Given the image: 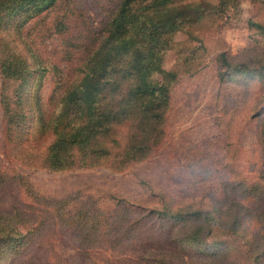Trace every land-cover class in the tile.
I'll return each mask as SVG.
<instances>
[{"label": "trees", "instance_id": "16d2710c", "mask_svg": "<svg viewBox=\"0 0 264 264\" xmlns=\"http://www.w3.org/2000/svg\"><path fill=\"white\" fill-rule=\"evenodd\" d=\"M255 1L264 10V0ZM238 2L120 0L102 31L95 33L78 27L79 16L73 0H0V31H6L7 36L11 31L20 36L26 23L50 15L55 32L66 34L63 42L68 47V58L78 60L74 75L65 78L58 67L48 65L27 44L18 49L13 44L15 39L3 38L2 83L5 79H20L19 86L23 87L13 97L1 92L4 145L12 140L6 139L10 129L17 130L26 119L22 102L28 98L27 84L36 80L39 88L43 76L52 71L58 86L55 91L58 94L54 97L53 92L49 97L53 101L52 109L42 107L40 94L33 98L38 130L48 134V140L41 150L24 147L20 160L26 166L64 172L110 162L109 168L122 172L133 163L145 160L165 137L174 83L180 75H192L202 67L201 53L205 45L197 29L207 18L224 13L230 6H238ZM15 17L20 19L19 23L11 24ZM247 23L255 34L264 36V20L251 18ZM181 31L197 45L174 41L173 36ZM168 47H174L178 55L173 67L165 69L162 57ZM231 59L224 51L217 55V77L221 83L236 75H247L262 84L260 98L254 103L263 154L260 175L224 177L217 189L225 200L218 204L177 200L154 188L146 179L139 181L140 195L105 194L121 208L115 225L122 223V216L129 209H143L146 214L167 219L176 244L203 247L211 243V247L204 246L206 251L196 264H264V44L254 41L249 60ZM11 102L22 109L13 107ZM15 145L10 147L15 149ZM4 154L14 156L6 151ZM201 173L206 179L207 168ZM15 178L18 182L26 181L20 175ZM29 195L36 205L14 204L9 209H0V264L19 256L43 224L36 209L43 204L39 203V194L33 191ZM149 200L155 204L147 206ZM89 208L83 206L74 214L66 215L64 203L55 206L59 220L67 224L62 217L69 216L75 223L81 241H91L103 220L100 213ZM30 209L33 217L28 213ZM250 218L252 229L247 225ZM82 255L97 257L99 253L83 252ZM143 259L132 264H185L174 255L167 257L151 251ZM36 264L50 263L46 258Z\"/></svg>", "mask_w": 264, "mask_h": 264}, {"label": "rangeland", "instance_id": "374dc122", "mask_svg": "<svg viewBox=\"0 0 264 264\" xmlns=\"http://www.w3.org/2000/svg\"><path fill=\"white\" fill-rule=\"evenodd\" d=\"M73 1L79 16L78 27L95 33L102 31L110 12L120 2ZM211 2L216 4L217 0ZM251 18L263 21L264 10L255 0H239L238 6H230L224 13L211 16L201 24L197 32L205 45L201 53L202 67L192 75H180L171 88L162 143L145 160L133 163L122 172L109 168L110 162L90 169L51 172L33 169L20 160L24 147L41 150L48 140V134H41L38 130L33 98L40 94L42 107L52 109L53 101H49V97L53 92L54 97L58 94L52 71L43 76L39 88L36 80L27 84L28 98L22 102L26 119L17 130L11 128L6 134V139H12L6 146L0 100V209H9L14 204L36 205L29 195L33 191L39 194L40 204L48 205L36 206L43 224L21 254L8 259L7 264H36L46 258L50 264H96L95 261L99 264H132L143 262L149 251L167 257L174 255L185 264H196L203 257L201 253L211 247V243L203 244L205 248L178 245L172 241L167 219L146 214L143 209H129L123 214L122 223L115 225L114 220L119 218L121 208L105 194L140 195L142 186L139 181L146 179L154 188L177 200L218 204L225 200L217 189L224 177L254 178L260 175L263 154L254 103L260 98L262 84L247 75H236L223 83L217 77V55L220 52L229 54L232 61H246L255 40L264 44V36L249 28L247 21ZM19 21L15 17L10 23ZM23 28L20 36H15L12 31L7 36L6 31H0V45L4 37L15 39L13 44H17L18 49L27 44L48 65L58 67L62 77L74 75L78 60L68 58V47L63 42L66 34L55 32L50 15L35 18ZM67 34L70 35L69 31ZM173 39L197 45L182 31ZM177 55L174 47H168L162 57L163 67L172 68ZM156 78L161 79L159 75ZM21 83L20 79H5L2 83L0 76V96L4 92L13 97L17 90L23 89L19 86ZM11 105L22 109L12 102ZM14 145L15 149L10 147ZM4 151L14 156L7 157ZM226 164L228 166L224 167ZM204 167L207 168L206 179L201 173ZM225 168L230 171L226 172ZM17 175L23 176L26 184L18 182ZM61 203L67 208L66 215L87 205L102 215L103 220L91 241L80 240L79 231L69 216L62 217L67 224L59 220L55 206ZM153 204L155 202L149 200L146 205ZM28 213L33 217L32 209ZM251 221L252 218L247 222L250 229ZM83 252L99 255L84 257Z\"/></svg>", "mask_w": 264, "mask_h": 264}]
</instances>
